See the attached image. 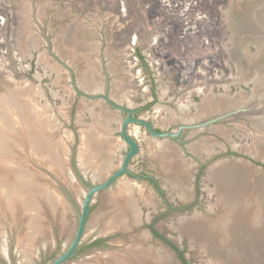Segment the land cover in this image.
I'll return each mask as SVG.
<instances>
[{"label": "rangeland", "instance_id": "374dc122", "mask_svg": "<svg viewBox=\"0 0 264 264\" xmlns=\"http://www.w3.org/2000/svg\"><path fill=\"white\" fill-rule=\"evenodd\" d=\"M166 1L0 0V106L8 102L12 113L29 118L31 126L41 120L40 125L49 127L53 135L48 143L50 157L47 163L36 158L37 168L32 166L31 171L33 178H44L41 185H50L52 196L59 197L72 216L67 231L51 217L46 244L34 248L26 242L36 251L30 264H46L68 246L88 189L86 181L97 183L107 178L128 151L120 134L126 112L102 98L108 88L109 99L134 110L137 118L145 119L156 130L176 133L182 125L202 126L185 129L180 136L183 143L153 137L143 126L128 127L129 135L140 145L129 166L133 174L124 175L96 195L84 241L65 264H77L93 254L120 252L139 243L155 254L160 262L157 264H264V0H184L183 7L177 0L173 4ZM25 4L30 5L31 14L24 11ZM44 4L51 6L45 14L41 9ZM186 4H192L189 11H185ZM249 11H253V19ZM241 17L252 28L240 34L235 28ZM80 31L86 36L79 35ZM29 34L39 39V45ZM78 37L99 45L94 53L98 60L96 82L102 86L98 90L82 84L84 63L68 52L78 49L86 60L88 45H81ZM64 41L70 49L61 45ZM17 92L22 94L20 101ZM30 97L35 109L30 107ZM221 100L229 106L200 114L205 104L223 103ZM181 105L190 110L181 112ZM241 108L258 112L212 122ZM12 113L6 115L9 123L16 118ZM33 113L40 119L34 120ZM101 136L109 138H101L105 144H115V151L95 159L89 150ZM166 142L179 151L181 158L177 159L183 163L177 171L166 168L160 149ZM60 161L67 164L68 181ZM221 161L224 165H216ZM226 167L236 170L230 175L239 182L234 185L243 187V200L254 217L249 226L240 228L236 238L228 233L227 226L219 225L228 213L219 192L222 186L214 175ZM97 171L106 175L95 178ZM75 178L84 185L80 195L72 186H79ZM179 179L182 187L175 184ZM122 184L134 189L130 196L133 210L129 212L133 219L128 216L126 230L102 233L106 220L96 227L93 221L106 209V193ZM183 189L189 193H183ZM5 212L9 251L8 255L0 251V264H22V242L32 229L22 218L23 212L15 219ZM195 220L202 221L208 231L194 234L185 230L184 223ZM215 234L221 243L211 240Z\"/></svg>", "mask_w": 264, "mask_h": 264}, {"label": "bare ground", "instance_id": "6f19581e", "mask_svg": "<svg viewBox=\"0 0 264 264\" xmlns=\"http://www.w3.org/2000/svg\"><path fill=\"white\" fill-rule=\"evenodd\" d=\"M29 4L23 5V8L25 9L24 11L31 14L32 10H30ZM50 7H51L50 5L44 4V6L41 7V9H43L42 12H44L43 14L47 13L49 11ZM263 10H262V14H263ZM24 11H22V12H24ZM263 16H264V14H263ZM249 17L253 19V11H252V13H251V11H249ZM261 20H262V18H261ZM263 21H264V17H263ZM236 23H239L235 28L236 33L238 31H240V34H241V33H244L246 30H250L252 28V25H248L244 22V17H241V20L237 19ZM28 27H30V26H28ZM260 27H261V25H260ZM80 30H83V29L81 28ZM77 31H78V29H77ZM80 32H79L80 33L79 35L82 34V35L86 36L85 31L84 32L80 31ZM28 33H29V31H28ZM24 34H26V33H24ZM64 34L61 36L65 37ZM29 36H30V34H29ZM30 37L33 39L31 41L34 44L36 43L39 45V41H38L39 39L38 38L32 37V35ZM81 37H83V36H81ZM261 38H263V37H261ZM78 41L81 45H85V46L88 45L87 50H89V52L85 55L86 60H85V58L84 59L82 58V56H84L83 52L81 54L78 49L77 50L72 49L71 51H68V52H69V54L72 55L73 58L79 57L80 59H82V61L84 63L83 67L86 69L84 70V73H83L84 75L82 76V79H83L82 84L85 85L86 88L93 87L94 90H98L99 88H102V86L99 83H97L99 81L98 80L99 77L97 75L98 73H96L98 71V70H96L98 67L97 68L95 67V66H97L96 65L97 63L95 64V62H97L98 60L94 59V53L97 52L99 45L97 46V43H94V42L92 44L88 43V42H86L87 40H84L83 38L80 40V37H78ZM61 45L68 47L67 46L68 44L65 41ZM21 47L23 49H25L24 45H21ZM68 49H70V48L68 47ZM92 54H93V56H92ZM53 67L55 68V65ZM111 69L114 71L115 67L114 68L111 67ZM260 83L262 84V81ZM263 83H264V81H263ZM199 91H202V90L199 89ZM17 93H18L17 99L19 100L21 98L22 94L19 92H17ZM15 95L17 96V94H15ZM15 99H16V97H15ZM22 99H23V97H22ZM30 99H31V97H30ZM221 101L223 103L219 102L217 104H214V103L205 104L202 107L203 109L200 112V114H207V113L211 114V113H213V111H216L220 108H223V107L225 108V107L229 106V104H228L229 102L227 103V101H225V100H221ZM29 102L32 103L31 106L30 105L29 106L30 107L33 106V108L35 109L34 106H36V105H33L32 99ZM230 105H232V104H230ZM9 106H11V104H9L8 102H5V101H3V104H1V106H0V116H1L0 119L2 120L1 123H3L2 126L0 125V251L2 252V254L5 253V255H8V251H9L8 250L9 249L8 244L9 243L7 242L8 241L7 240L8 235L6 234V232H7L6 231V221L7 220L5 219L6 217H4L5 210H7L8 214L12 215L13 219H15V217L18 218V216H20V212H23L22 213L23 215L29 214L30 217L29 216L25 217L21 214L22 218L23 217L25 218V222L29 221V225L31 226V229H32V232L30 234L28 233L29 236H27V238L24 239L25 242H22L23 249H22L21 253H22V257H23L22 264H30L32 261L31 259L35 255L34 252H36V251H34V249L31 247L28 248L26 246V242L29 243V245H34L33 246L34 248H37L38 245L46 244L47 239L50 235L49 220L51 219V217L53 218V220L55 222L60 223L62 230L67 231L69 229L70 223L72 221V216H71L70 209L67 206H65V203L61 199H58L59 197L57 198L56 195H54L55 197L52 196L53 193H52V190H51L52 188L50 187V185H41L45 182L44 178L42 177V179L40 180L41 177H38L37 175L35 176V178H33V174L31 171L32 166L37 168L36 164H38V161L36 158H41L44 160L43 162L47 163V158L49 159V157H50L49 153L51 152V150H50V148H48V143L51 141V139H53L52 138L53 135L49 132V127L47 125H44V124L40 125L39 122L41 120L39 122H37L38 121L37 120L35 122V124L33 126H31L30 123H28V121L30 120L29 118H26V117L23 118L22 116H18L17 114L15 115L14 114L15 111H14V113H12L13 112L12 110H14V109L10 110ZM19 107H20V104H19L18 108ZM65 108H66V106H65ZM186 108L189 109V106L181 105V108H180L181 112L186 111ZM198 108H200V107H198ZM19 109H21V108H19ZM10 112L16 116L15 121L13 122V120H12V122L10 121L11 123H9V120H8L10 117L6 116V115H9L8 113H10ZM35 112H37V111L35 110ZM92 112L93 111H91V113ZM172 114H173V111L171 112V115ZM33 115H34V113H33ZM28 116H30V115H28ZM31 116H32V114H31ZM11 117H12V115H11ZM40 117L41 116L38 115L37 118H35V115H34L33 118L35 120V119H40ZM111 117H113V116L109 115V118H111ZM258 120H256L257 121L256 123H254V122H252V123L259 124L258 122L262 121L263 118L261 120L260 119H258ZM3 121L5 122V124ZM94 122H95V120H94ZM262 123H264V122H262ZM214 129L217 131L219 130V132L223 131V129H221V128H214ZM41 137L43 140L42 139L40 140ZM101 138L102 139L104 138L105 140L109 139V138H106L104 136L103 137L101 136L99 141L93 145V148L91 147V150H89L90 151L89 154L92 155V152L95 153V154L93 153L95 159L96 158H103V157L105 158L106 156H108V154L113 152V150L115 149V144L113 142H112L113 144L110 141H109L110 144H107V143L105 144V142H103V140ZM39 140L41 143H39ZM206 141H207V139H206ZM59 142H61V141H59ZM60 145H61V143H60ZM65 147L67 148V146H65ZM196 147H198V144H196ZM198 148H202L203 150H206L207 152L210 153L209 149H207L204 146L199 145ZM160 149H161V153L163 154L164 160L166 159V162H165L166 168L167 169L171 168L170 170L177 171L178 165L180 167L182 165L180 163H183L180 159H177V158H181V157H179V153H178L179 151L174 149L167 142L162 144ZM22 157H23V159H22ZM52 161H53V159L51 160V162ZM84 161L85 162L88 161L86 156H85ZM43 162H41V163L43 164ZM61 163L63 164V166H61V168H62L61 170L63 171L62 174L65 175L64 179L66 181H68L69 170H67V168H68L67 164L66 163L64 164V162H61ZM88 163H90V162H88ZM98 163H99V161H98ZM219 163L224 165L225 162L222 163V161H221V162H218L216 165H219ZM82 164L85 166L86 169H89V166L87 164L86 165L84 163H82ZM106 170H107V168H106ZM105 171H100V172L97 171L98 173L96 172L97 174L95 175V178L96 177L99 179L102 178L105 174ZM230 172L232 173V175L236 174L235 169L233 170L232 168L226 167V169H224V170L223 169L217 170L216 173H218V174H215L214 176H215V178L217 177V180L219 181L220 185L222 186L221 191L219 188V192H220V195L223 199L222 205L225 208L226 212L228 213V218H225L223 220L222 224H219V225L227 226L226 229L228 230V233L232 237L236 238L238 231L242 230L240 228H242L244 226L246 227L247 225L249 226L250 225L249 221L254 222V217H253V213H251L250 208H248L245 205L246 202H244V200H243V197L241 194L244 192L243 187L239 186V185H234L236 178L233 179L232 176L230 175ZM231 178H232V180H231ZM173 179L174 178H171L169 180H173ZM237 183H239V182H237ZM237 183H235V184H237ZM175 184H178L179 187H182L184 185V183H182V180H180V179L177 180V182ZM180 184H183V185H180ZM72 186L75 190V193L78 192L80 195L81 190L78 188V186L77 187H76V185H72ZM186 191H187L186 189H183V193L188 194L189 192H186ZM133 194H134L133 187L131 185H125V184L124 185L122 184V185L116 187L115 189L111 190L110 192L106 193V195L104 196V199H103L104 206L106 209L103 210L102 213L100 215H98V217L93 221V224H92L93 227L98 226V224L102 223V221L104 219V220H106L105 223L107 224V226L104 227L105 229L103 230L102 233H109V232L116 231L118 229H121V230L128 229V225H129L128 224V216L132 215V214L129 215V212H131L130 210H133V205L131 204V201H132L131 197ZM135 210H134V212H135ZM134 215H136V214H134ZM130 217H132V216H130ZM129 219H131V218H129ZM132 219H133V217H132ZM8 220L10 221V219H8ZM200 220H195V221H192L191 223H188V224L184 223L185 225L183 227H185V230L192 231L194 234H198V233L200 234L201 231H203V232L208 231L209 228L207 226H204L203 222ZM138 221H140V220H138ZM12 224L13 223L11 222L10 225L14 229L15 225L14 224L12 225ZM216 226H218V225H216ZM217 234H215L213 236V238H211V240H213V241L215 240L216 241L215 243L219 244L222 242V240H221V238L220 239L218 238ZM89 257L80 261L77 264H157V262H158V258H156L157 261L155 259V254H153V252L151 250H147L144 247V244L141 245L140 243L136 244L134 246H131V247L129 246V248L126 247L124 250H121L120 252H118V251L110 252L107 255H103V254L98 253V254H93V256L90 258ZM158 263H160V262H158Z\"/></svg>", "mask_w": 264, "mask_h": 264}, {"label": "water", "instance_id": "95a60500", "mask_svg": "<svg viewBox=\"0 0 264 264\" xmlns=\"http://www.w3.org/2000/svg\"><path fill=\"white\" fill-rule=\"evenodd\" d=\"M108 90H109V88H108ZM108 90L105 91L106 93H105V95H102V98H104V100L108 104L115 107L118 111L120 110V111L126 112V116L121 120L120 134L122 136L123 141L128 145V151L124 155V157L122 158V162L119 165L118 169L113 171L111 174H109L107 176V178H105L101 181H97V183L86 181V184H88V189L85 190V193L83 195V199H82V202L80 205L78 224L76 227L74 237L72 238V240L70 241L68 246L54 260H52L46 264H65L69 260H71L75 257L78 249L80 248L81 244L84 241L85 232H86L87 223H88V217L90 214L92 203H93L96 195L100 192H103V191L110 189L124 175L133 174L130 171L129 166H130L132 160L139 153L140 145L136 139L132 138L129 135L128 127L131 124L145 127L153 137L175 139V140L181 141L182 143H183V140L180 139V136L183 134V131L185 129H192L194 127L202 126L201 124H198V125H182L179 127V129L176 133H174V132H159L145 119L137 118L134 110H132V109H130L124 105L114 103L111 99H109V97H108L109 91ZM94 97H96V96H94ZM253 112L257 113L258 111H253V110L248 109V108H241V109L236 110V111L227 112V113H225V115H223L217 119L215 118L214 120H212V122L219 121V120H222V118H228L231 116H233V117L237 116V118H238L240 116V114H243V113L253 114ZM208 124L209 123H207L205 125H208ZM75 180L77 181V183H79L78 188L80 187L79 188L80 190H81V188L83 189L84 185H81V182L77 178H75Z\"/></svg>", "mask_w": 264, "mask_h": 264}, {"label": "built area", "instance_id": "2783aa9c", "mask_svg": "<svg viewBox=\"0 0 264 264\" xmlns=\"http://www.w3.org/2000/svg\"><path fill=\"white\" fill-rule=\"evenodd\" d=\"M170 2V4H173V2L175 1V0H167L166 2ZM184 1V0H183ZM183 1H180V2H176L177 4H179V5H181L182 7H183V5H185V3H183ZM191 6H192V4H186V7H185V11L186 10H190V8H191ZM169 11V10H168ZM176 11V10H175Z\"/></svg>", "mask_w": 264, "mask_h": 264}, {"label": "flooded vegetation", "instance_id": "af4514ba", "mask_svg": "<svg viewBox=\"0 0 264 264\" xmlns=\"http://www.w3.org/2000/svg\"><path fill=\"white\" fill-rule=\"evenodd\" d=\"M180 1H183V0H177V2H180ZM157 131L162 132V130H157Z\"/></svg>", "mask_w": 264, "mask_h": 264}, {"label": "trees", "instance_id": "16d2710c", "mask_svg": "<svg viewBox=\"0 0 264 264\" xmlns=\"http://www.w3.org/2000/svg\"><path fill=\"white\" fill-rule=\"evenodd\" d=\"M181 256H182V258L184 259V257H183V254L181 253ZM185 260V259H184Z\"/></svg>", "mask_w": 264, "mask_h": 264}]
</instances>
